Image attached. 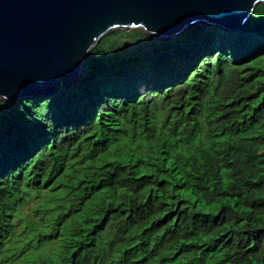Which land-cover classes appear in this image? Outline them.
<instances>
[{
	"label": "trees",
	"instance_id": "trees-1",
	"mask_svg": "<svg viewBox=\"0 0 264 264\" xmlns=\"http://www.w3.org/2000/svg\"><path fill=\"white\" fill-rule=\"evenodd\" d=\"M216 31L264 41V3L235 33L115 29L75 86L0 99V264H264V44Z\"/></svg>",
	"mask_w": 264,
	"mask_h": 264
},
{
	"label": "water",
	"instance_id": "water-1",
	"mask_svg": "<svg viewBox=\"0 0 264 264\" xmlns=\"http://www.w3.org/2000/svg\"><path fill=\"white\" fill-rule=\"evenodd\" d=\"M264 0H0V99L47 97L81 79L106 34L172 39L196 25L240 31Z\"/></svg>",
	"mask_w": 264,
	"mask_h": 264
},
{
	"label": "rangeland",
	"instance_id": "rangeland-1",
	"mask_svg": "<svg viewBox=\"0 0 264 264\" xmlns=\"http://www.w3.org/2000/svg\"><path fill=\"white\" fill-rule=\"evenodd\" d=\"M208 27L201 25V29L205 30ZM213 35L215 38L212 40L210 45L214 48L218 49H224V51L227 52H243L245 51L246 48L252 46V45H258V44H264V41L262 38L256 37V36H251L248 39V42H241L239 40L238 36L231 34V35H225L221 34L220 32L216 31L213 32ZM206 46V45H204Z\"/></svg>",
	"mask_w": 264,
	"mask_h": 264
}]
</instances>
